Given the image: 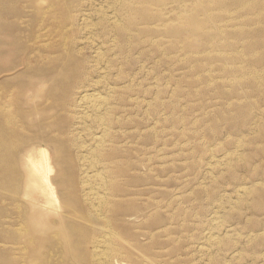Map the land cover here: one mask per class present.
I'll return each mask as SVG.
<instances>
[{"label": "rangeland", "instance_id": "1", "mask_svg": "<svg viewBox=\"0 0 264 264\" xmlns=\"http://www.w3.org/2000/svg\"><path fill=\"white\" fill-rule=\"evenodd\" d=\"M0 264H264V0H0Z\"/></svg>", "mask_w": 264, "mask_h": 264}, {"label": "bare ground", "instance_id": "2", "mask_svg": "<svg viewBox=\"0 0 264 264\" xmlns=\"http://www.w3.org/2000/svg\"><path fill=\"white\" fill-rule=\"evenodd\" d=\"M93 107V106H92ZM40 158L37 159L36 161L33 160L31 162L32 164V167L33 169L35 170V173H37L38 176L41 175L42 177V180L47 183L46 185V189H50L51 191V194L54 195L53 193V187L51 185V182L49 180V173L52 171V168H51V161H50V156H49V152L46 151V150H43L40 151ZM34 181H33V185H36V181H37V178L34 177Z\"/></svg>", "mask_w": 264, "mask_h": 264}]
</instances>
